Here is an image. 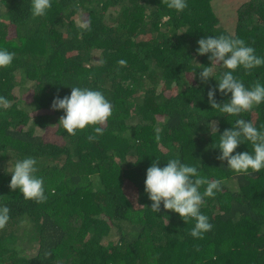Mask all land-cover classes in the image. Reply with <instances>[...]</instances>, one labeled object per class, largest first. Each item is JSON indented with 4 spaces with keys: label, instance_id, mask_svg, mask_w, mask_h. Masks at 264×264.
Listing matches in <instances>:
<instances>
[{
    "label": "trees",
    "instance_id": "trees-1",
    "mask_svg": "<svg viewBox=\"0 0 264 264\" xmlns=\"http://www.w3.org/2000/svg\"><path fill=\"white\" fill-rule=\"evenodd\" d=\"M213 1L188 0L177 13L167 0H52L33 17L31 0H0V47L16 54L0 69V95L13 101L0 111V204L10 209L0 264H264V170L238 175L217 158L215 141L235 118L212 109L216 81L199 79L211 54L196 51L199 39L224 34L264 55V0L238 8L233 33ZM238 75L264 81V66ZM71 86L100 90L113 105L96 140L91 128L67 134L63 111L51 107ZM244 118L264 123V105ZM28 156L44 177V202L10 187L11 165ZM172 156L223 179L201 209L213 224L203 239L189 234L194 220L151 210L146 170Z\"/></svg>",
    "mask_w": 264,
    "mask_h": 264
},
{
    "label": "clouds",
    "instance_id": "clouds-1",
    "mask_svg": "<svg viewBox=\"0 0 264 264\" xmlns=\"http://www.w3.org/2000/svg\"><path fill=\"white\" fill-rule=\"evenodd\" d=\"M188 6V0H167V7L177 13L183 12ZM52 7V0H31L30 12L33 17H43ZM198 55L211 54L210 66H202L199 79L207 82L210 78L216 81V87L207 92L208 102L212 109L218 110L222 117H234V123L225 129L215 141L219 149V160L227 161V168L238 175H251L264 170V123L256 125L244 115L251 113L264 105V81L257 79L254 83L245 84L238 75L242 69L249 72L264 66V55L247 44L244 39L233 35H208L198 40ZM15 52L0 47V69L11 66ZM126 65V60L118 61ZM214 66L221 69L214 73ZM193 70L192 72H194ZM217 92L230 98L223 103L217 102ZM13 101L0 95V111L7 110ZM55 111H63L59 124L67 134L75 136L78 131L91 128L93 135L90 140H96L104 134L103 125L113 116V105L105 94L89 87L71 86L70 95L53 98L51 105ZM211 135H216L218 125L215 121L208 124ZM161 139L157 130L156 140ZM251 145V151H236L241 144ZM156 158L146 170L144 190L151 203V210L156 214L171 210L187 223L194 220L190 236L203 239L213 229L208 215L201 209L207 198H213L222 190V178L210 180L204 176L197 164L183 161L179 156L167 159L164 166H159ZM38 173L37 160L28 156L16 160L11 165L10 187L19 189L25 200L44 202L45 180ZM143 207V206H142ZM10 220V209L6 204H0V229L5 228Z\"/></svg>",
    "mask_w": 264,
    "mask_h": 264
},
{
    "label": "rangeland",
    "instance_id": "rangeland-1",
    "mask_svg": "<svg viewBox=\"0 0 264 264\" xmlns=\"http://www.w3.org/2000/svg\"><path fill=\"white\" fill-rule=\"evenodd\" d=\"M246 0H214L212 7L217 14L226 31L233 33L236 20L237 10Z\"/></svg>",
    "mask_w": 264,
    "mask_h": 264
}]
</instances>
